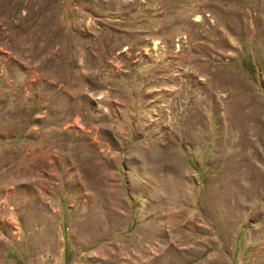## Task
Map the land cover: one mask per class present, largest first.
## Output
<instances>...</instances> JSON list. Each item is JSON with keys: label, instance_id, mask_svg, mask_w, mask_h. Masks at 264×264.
I'll list each match as a JSON object with an SVG mask.
<instances>
[{"label": "rangeland", "instance_id": "374dc122", "mask_svg": "<svg viewBox=\"0 0 264 264\" xmlns=\"http://www.w3.org/2000/svg\"><path fill=\"white\" fill-rule=\"evenodd\" d=\"M0 264H264V0H0Z\"/></svg>", "mask_w": 264, "mask_h": 264}]
</instances>
